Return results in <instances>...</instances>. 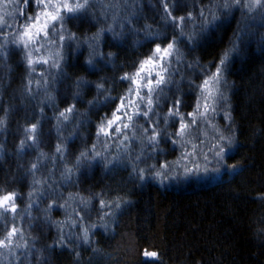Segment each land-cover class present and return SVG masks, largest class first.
<instances>
[{
    "label": "trees",
    "instance_id": "obj_1",
    "mask_svg": "<svg viewBox=\"0 0 264 264\" xmlns=\"http://www.w3.org/2000/svg\"><path fill=\"white\" fill-rule=\"evenodd\" d=\"M112 3L119 7L115 8L117 12L112 4L108 5L110 13L103 17L91 9V15L84 17L87 20L78 29L73 28L71 20L65 26L80 40L85 34L94 36L102 28L123 30L122 39L114 40L111 33H105L99 41L102 53L115 54L113 63L97 57L95 66L90 67L86 60L91 49L86 44L77 51L75 45L68 47L65 43L61 51L60 41L56 40L67 76H62L59 68L48 73L51 82L47 76L35 74L28 83V77L20 78L19 65H9L6 72L0 69V119L5 120L0 127V196L9 192L17 196V211L8 213L7 221L0 219V230L4 236L15 226L19 233L18 238L13 237L11 253L4 252L8 259L3 264H144V251L158 253L153 264H264V19H247L251 13L241 17L234 12L230 29L205 39L194 51L183 43L178 45L185 59L182 64L171 65L180 70L174 82L162 86L169 98H161L160 115L167 114L173 99L182 100V113L194 111L200 93L181 80L191 71L183 64L199 59L208 65L229 46L237 22L241 34L246 30L242 54L224 74L226 88L221 85L227 97L221 114L226 111L230 119L220 114L213 118L216 137L222 133L233 139L223 160L212 162L198 175L183 176L185 173L178 170L176 177L170 178L177 168L175 158L181 145L170 143L176 137L160 138L159 151L146 149L152 154L147 164L135 163L140 168L158 163H170L172 167L166 169L167 176L157 178L154 172L151 176L145 172V178L140 179L133 170V161L125 155V148L140 152L136 146L140 133L130 128L128 144L112 139L106 145L97 141L96 133L101 118H110L119 103L106 97L128 94L129 82L120 77L126 72L134 73L133 63L147 59L154 51L155 44L146 38L144 27L166 35H171L173 28L164 22L158 0ZM173 3L174 16L193 17L184 29L186 33H192L199 23L195 20L199 9L206 4L213 7L208 0ZM11 23L15 24L11 14L0 18V25L10 26L0 32V43L16 36ZM81 79L92 83L78 86ZM188 79L196 84L202 82L195 74ZM99 84L108 89L104 95H97ZM73 105L74 111L66 113L68 120L59 116ZM32 123H37L36 139L26 141V130ZM177 129L178 125L170 126L168 131ZM195 131L191 136H197ZM134 132L138 137L135 144L131 141ZM100 140L105 138L101 136ZM21 141L25 142L23 149ZM93 144L113 163L98 160L92 161L91 167L77 168L76 159ZM57 145L63 152H56ZM32 164L37 165L36 171ZM67 175L71 179H65ZM85 228L89 230V243L75 239L82 236ZM62 236H72L73 240L62 244ZM17 244L20 247H15ZM29 249L31 254L25 260Z\"/></svg>",
    "mask_w": 264,
    "mask_h": 264
},
{
    "label": "snow or ice",
    "instance_id": "obj_2",
    "mask_svg": "<svg viewBox=\"0 0 264 264\" xmlns=\"http://www.w3.org/2000/svg\"><path fill=\"white\" fill-rule=\"evenodd\" d=\"M25 5H32L35 8H39L40 11L34 15L27 16L26 19L31 23L23 27V30L19 32L17 36H14L10 40H3L0 43V61L6 59L9 48H16L20 52H24L25 49L33 43H38L42 38H49L51 33L52 41H66V46L71 47L75 45L77 51L85 44L91 49L89 57L86 60V64L90 67L95 66L96 58L104 59L106 63L114 62V53H102L100 51V39L105 33H111L112 39H122L124 31L116 32L114 28H102L94 36L86 37L84 40H80L75 34L68 32L65 36V24L69 20L79 19L82 16L91 15V7L96 3V0H20ZM161 3V9L164 13V22L170 24L173 28L171 35H166L159 31L152 32L146 25L144 30L146 32V38L151 39L155 44L154 51L147 57V59L134 62L133 67L136 68L134 73H125L120 77L121 81H128V94L123 97L108 96L106 99H117L119 103L115 106V110L111 112L110 118L105 116L101 118L98 131L96 133L97 141L103 144H107L108 140L116 139L121 144H128L130 137L128 130L130 128L136 129L139 135V153H135L134 149L129 151L125 148V155L129 160L133 161V170L137 173V177L140 179L145 178V172L149 176L155 173L156 177L161 175L167 176L166 169H170L172 165L170 163L157 164L155 166H148L146 168H140L135 162L147 164V160L152 158L151 151L146 149H156L159 151L160 138L168 139L169 137H176L177 139L170 140V143L176 145L179 143L181 146L187 144V140L184 139L186 134H190L188 130L193 125L199 123H206L209 117V112L213 115L219 114L217 109H226L227 97L224 95V91L221 90V85L225 88L227 86V80L224 79V74L228 71L230 65H232L242 54V45L245 42L246 30L242 33L239 22H237L236 29L232 32V38L229 40V46L226 47L220 56L215 61L209 62L208 65L200 63L199 59H193L192 62L183 64V67L191 70L181 77L182 81H185L189 88L193 91H199L200 98L196 100L194 111L182 113L181 104L182 100L173 99L172 106L167 109L166 115H160L163 111L160 107L161 98L165 96L166 86L169 83L174 82L175 75L179 72V68L173 69L171 65L173 63L182 64L185 59L184 52L181 51L178 45L184 44L189 51H194L198 46L207 38L214 37L222 30L227 31L231 28V23L235 19L234 12H239L241 17H245V13L255 12L256 16H247V19H264V0H208V4L213 7H208L206 4L203 8L198 10V14L195 17L199 23L194 25L192 33H186L185 28L189 23L193 22L191 14L174 16L173 10L176 9V4L173 0H158ZM195 2V0H193ZM203 2V0H201ZM172 4V9L169 5ZM23 15V12L20 13ZM170 18V19H169ZM100 21L97 19L96 23ZM128 23H131L129 20ZM10 26L0 25V32L4 31V28ZM179 27L180 31L176 32L175 29ZM129 31H137L135 28L128 29ZM159 40L160 42H157ZM239 42V43H238ZM137 43H139L137 41ZM166 45V46H163ZM35 51H39L36 48ZM32 52L28 51L25 55L27 64L31 67L34 61L31 58ZM41 64H48V60L41 59L38 61ZM138 64V67H137ZM53 67L61 69L62 76H67V73L63 71V68L54 63ZM158 69V70H157ZM209 69H215L210 71ZM33 72L35 68L31 69ZM165 73L168 74L166 79ZM197 75L202 81L199 84L189 80L188 76ZM207 77V78H205ZM78 86H83L92 83L81 79L77 82ZM105 89L103 84L97 85V95H104ZM179 91V88H177ZM78 96L79 93H76ZM201 99L203 103H201ZM209 100L212 103H209ZM92 102L89 101V104ZM75 106L67 107L64 111L59 113L60 117L64 120H68L66 113H72ZM203 108V111H201ZM159 110V111H158ZM2 111V108H0ZM43 112V108L41 109ZM190 118V119H189ZM223 119H230V115L225 111L222 115ZM142 121L146 123H142ZM38 123V122H37ZM37 123H32L31 128L26 132L36 133ZM163 125V127H161ZM178 125V129L168 131L169 127L175 128ZM231 131V129H228ZM198 131V129H197ZM215 131V129H214ZM103 136L105 140L101 141L100 137ZM137 134L134 132L131 136V141L135 144L137 140ZM28 139H36L35 136H29ZM217 139L222 143L215 145L214 155L223 160L225 155V149L231 148L233 143L232 137H225L222 133L217 136ZM24 141H21V149L24 147ZM56 152L61 153L63 149L57 145ZM117 156L115 160H119ZM100 161L105 164L113 163V160H108L103 156L102 152L96 150V144H93L91 148H87L80 153L79 158L76 159V167L88 166L91 167L92 161ZM33 169L37 168L36 164H32ZM159 169V170H158ZM71 169L67 172L71 173ZM65 179H71L70 175L64 177ZM31 195V193L29 194ZM17 196L14 192L6 193L0 196V209H3V214H0V219L7 221L8 213H16L17 205L15 203ZM105 206V205H102ZM32 205H29L31 208ZM58 207V206H57ZM51 208V206H50ZM46 209L45 211H49ZM27 215V213H26ZM47 219V218H46ZM48 223H51L49 220ZM3 225H0L2 229ZM79 225H77V228ZM88 228H85L82 236H78L75 239L81 240L83 243H89ZM0 235H3V231L0 230ZM19 237L17 228L13 226L7 231V236L4 239H0V248H7L11 245L13 237ZM61 243L66 240L72 242V236H62ZM15 247H20L19 244ZM31 254V249L26 252L25 260L28 255ZM143 256L146 258L144 264H153L158 259V253L155 251H144Z\"/></svg>",
    "mask_w": 264,
    "mask_h": 264
},
{
    "label": "rangeland",
    "instance_id": "obj_3",
    "mask_svg": "<svg viewBox=\"0 0 264 264\" xmlns=\"http://www.w3.org/2000/svg\"><path fill=\"white\" fill-rule=\"evenodd\" d=\"M80 2H83V0H80ZM113 0H96V3L91 7V9L95 10L98 12L97 14H100L103 17L104 13H110L108 5H113ZM118 4V3H117ZM115 6V5H113ZM119 9L118 6L114 7V11L116 9ZM40 11L39 8H35L32 5H25L24 3H21L20 0H0V18H4L6 14H11L13 17V22L15 23L12 25L11 23V28H13L15 35L17 36L19 32L23 30V27L26 26L27 24L31 23L30 20L26 19L27 16L34 15L36 12ZM23 12V15L20 13ZM117 12V11H116ZM92 13V12H91ZM104 14V15H106ZM252 17L256 16L255 12H252ZM89 16V15H88ZM83 17V18H82ZM79 19H73L71 20L73 23V28L76 30L80 27L81 23H84L87 19L84 18L85 16H82ZM86 19V20H84ZM258 20V19H255ZM84 21V22H83ZM259 23V21H256ZM255 22V23H256ZM9 23V22H8ZM256 25V24H254ZM65 29L67 30L64 34L68 33L69 31L71 32V29L69 27L65 26ZM74 32V30H73ZM72 33V32H71ZM86 33V32H85ZM84 33V34H85ZM88 35H84V39ZM51 37V33H50ZM42 38L38 43H33L29 49H25L24 52H20L16 48H9L8 49V55L6 59L3 61H0V69L4 72L7 71L8 66L11 64H17L21 69V75L20 78L22 77H28V83H31V79L34 78L35 74H37L40 78L46 77L48 78V82H51L50 75L48 73L52 72H57L59 71V68L53 67L52 65L54 63L59 64L61 66V58H60V52L57 50V46L55 45V42L51 40V38ZM1 39V38H0ZM66 41H60V48L61 51H63L64 44ZM36 48H39V51H35ZM28 51L32 52V60L34 61L33 65L31 67L28 66L27 60L24 58L26 53ZM11 58V59H10ZM10 59V61H9ZM41 59L48 60V64H41L38 61ZM11 62V63H10ZM35 68V71L33 72L31 69ZM10 69V68H9ZM158 70V69H157ZM19 73V74H20ZM57 74V73H53ZM167 73H165L166 76ZM44 75V76H43ZM46 79V78H45ZM30 86V85H29ZM200 98V94H199ZM201 103H203V100L201 99ZM209 103L211 104L212 101L209 100ZM218 110V109H217ZM223 109L218 110V113L220 115ZM201 111H203V108H201ZM217 114V116H219ZM209 117L210 119L207 120L206 123H199L198 125H193L190 127L188 132L190 134H186L184 139L187 140V144L184 146H179V155L175 158V165L177 168H174L175 171L173 172L172 177L170 178H175L176 173L180 172L178 170H181L185 173L183 176H191L194 174H200V172L205 171L212 162L217 163L219 161V157H216L214 155L215 152V145L221 144V142L217 139L216 137V132L217 130L215 129V124L213 121L212 113L209 112ZM190 119V118H189ZM5 123V120L0 119V127H3ZM198 129L199 131H195V129ZM197 132V136L194 137L191 136L194 131ZM215 129V131H214ZM27 140L30 141L32 139H28L29 136H34L36 133H29L27 132ZM33 171H36V169H33ZM207 172V171H206ZM182 174V173H181ZM204 174H206L204 172ZM163 175L157 178H161ZM37 181V180H36ZM35 181V182H36ZM38 183V182H37ZM39 196V195H38ZM16 203V200H15ZM7 235L5 234L4 236L0 235V239H4ZM13 240V238H12ZM12 247V242L11 245L7 248H0V264L5 263V261L8 259L4 254V252H10V248Z\"/></svg>",
    "mask_w": 264,
    "mask_h": 264
}]
</instances>
